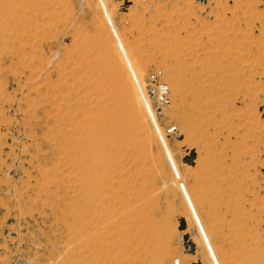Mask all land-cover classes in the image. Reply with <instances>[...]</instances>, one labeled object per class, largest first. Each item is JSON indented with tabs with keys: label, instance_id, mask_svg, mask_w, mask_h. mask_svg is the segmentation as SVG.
<instances>
[{
	"label": "rangeland",
	"instance_id": "374dc122",
	"mask_svg": "<svg viewBox=\"0 0 264 264\" xmlns=\"http://www.w3.org/2000/svg\"><path fill=\"white\" fill-rule=\"evenodd\" d=\"M111 79L97 233L72 144ZM0 264H264V0H0Z\"/></svg>",
	"mask_w": 264,
	"mask_h": 264
},
{
	"label": "bare ground",
	"instance_id": "6f19581e",
	"mask_svg": "<svg viewBox=\"0 0 264 264\" xmlns=\"http://www.w3.org/2000/svg\"><path fill=\"white\" fill-rule=\"evenodd\" d=\"M215 56H218V54H216ZM223 56H228V53L225 52L223 54H220V57H223ZM217 58H219V57H217ZM102 69H103L102 70L103 74H105V75L108 74L109 69H107L106 67H103ZM118 85L119 84L113 79H111L107 82L108 91L112 94V99H113L112 100L113 101L112 102L113 103L112 113H110L111 110L109 112L106 110L107 113H104L105 108H106V106H104V105H103V107L100 105L102 107L100 112H98V110H93V109H92V111L88 110V107H87L82 112V116L84 118V119L83 118L82 119L85 120L84 123H83V121H81L80 123H82V124H80V125L78 124V126L76 125L77 126L76 128L78 129V127L80 126L79 129L82 131L80 132L77 129L75 131V129L73 128L74 126L72 127L73 128L72 131H75L74 133H75L76 143L74 142L75 140L73 141V139L71 141H73V143H74L72 145H74V149H76V152L74 149H72V150H74L75 154L77 153L76 154L77 158L75 157V155H74V157L76 160L78 159V161L80 163L79 169L81 171L80 172L81 176L85 177L84 181L82 183L81 189H80L81 193H82L81 194L82 198H80L82 205L75 204L73 206L77 207V208L80 206L84 211L91 212L93 214L94 219H92V220H94V221H92V220L90 221L91 218L89 219V221L91 223L87 221L88 220L87 219L88 218L87 212H86L87 215L84 212V214L86 215L87 218L85 217V215L83 216V214H81L82 215L81 219L83 218V219H85V222L87 221L88 224L90 223V225H89L90 227H93V228L95 227V229L98 230L97 233L100 231L101 226H104L102 224L104 222L105 223L107 222L106 218L108 216V213L105 215V212H107V211H104L105 210V208H104V205H105L104 195L107 192L106 190L109 186V184L105 182V176L107 175L108 169L111 166H114V164L117 161V158H119L122 154H125V151H127L130 148V146L132 145V141H133L132 131L130 130V127H129L128 122H127V120H128L127 119V109L124 107L125 104L122 102V97H120L121 91H119ZM131 89L134 92L137 91V85L135 86L133 84ZM103 90L105 92V89H103ZM104 92H102V93H104ZM109 92L108 93L106 92V94L104 93L103 97L105 100L104 99L103 100L105 101V104H106V102L108 104V101H106L107 100L106 99L107 94H109L108 96H111ZM101 95H103V94H101ZM98 100H99V98H98ZM101 100H102V98H101ZM103 100H102V102H103ZM110 101L111 100H109V102ZM102 104H104V103H102ZM109 105H110V103H109ZM106 109H108V108H106ZM70 123L72 126L73 122H70ZM70 123H69V125H70ZM74 125H75V123H74ZM70 135H71V137H70V139H71L73 135H72V133ZM68 141H70V140H68ZM69 143L71 144L72 142H69ZM76 144H77V148H75ZM78 161H77V164H79ZM75 162L76 161H74V159H73V163L76 165L73 167H77V164ZM76 169L79 171L78 168H76ZM77 211L78 210H76V212ZM78 212H77V215H78L77 217L80 219V217H79L80 214H78ZM81 212H83V211L81 210ZM74 215H75V212L72 213V216L76 217ZM83 219H82V222L84 223ZM75 220H77V218H75ZM73 222H75L74 219H73ZM82 222H81V225H80V223L79 224L77 223V225L81 226V229L83 228ZM83 225H84V228H87L85 226V224H83ZM89 229L92 230V228H89ZM101 232L102 231H100V233ZM97 233L95 232V236L93 238L96 237ZM91 234H92V236L94 235L93 233H91ZM98 238H100V236H98ZM98 238L96 237V240H94V241H97ZM187 245L189 247L193 244L189 243ZM164 248H166V245H164Z\"/></svg>",
	"mask_w": 264,
	"mask_h": 264
},
{
	"label": "built area",
	"instance_id": "2783aa9c",
	"mask_svg": "<svg viewBox=\"0 0 264 264\" xmlns=\"http://www.w3.org/2000/svg\"><path fill=\"white\" fill-rule=\"evenodd\" d=\"M133 79H134V81H135V83H136V85L139 87V89H140V91H142L141 90V87H140V85H139V83H138V80L136 79V77L133 75ZM164 88H162V91H164V92H166V87L165 86H163ZM151 106V105H150ZM152 108V107H151ZM155 127H156V125H155ZM157 128V127H156ZM157 132L160 134V132H159V130L157 129Z\"/></svg>",
	"mask_w": 264,
	"mask_h": 264
},
{
	"label": "water",
	"instance_id": "95a60500",
	"mask_svg": "<svg viewBox=\"0 0 264 264\" xmlns=\"http://www.w3.org/2000/svg\"><path fill=\"white\" fill-rule=\"evenodd\" d=\"M191 158H195V152H193V155H192V157H191ZM187 161H188V162H190V161H191V159H190V160H188V159H187ZM182 224H183V222H182ZM184 238H185V239H187V236H185Z\"/></svg>",
	"mask_w": 264,
	"mask_h": 264
}]
</instances>
